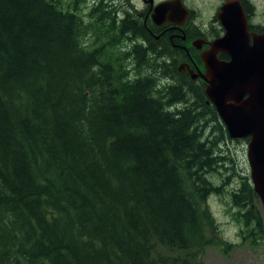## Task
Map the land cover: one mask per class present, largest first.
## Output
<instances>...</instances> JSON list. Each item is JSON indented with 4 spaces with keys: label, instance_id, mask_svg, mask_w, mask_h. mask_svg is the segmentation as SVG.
<instances>
[{
    "label": "trees",
    "instance_id": "obj_1",
    "mask_svg": "<svg viewBox=\"0 0 264 264\" xmlns=\"http://www.w3.org/2000/svg\"><path fill=\"white\" fill-rule=\"evenodd\" d=\"M139 35L106 0H0V264H204L230 246L207 203L226 128L156 40L127 47ZM230 196L242 238L264 239L247 175Z\"/></svg>",
    "mask_w": 264,
    "mask_h": 264
},
{
    "label": "water",
    "instance_id": "obj_2",
    "mask_svg": "<svg viewBox=\"0 0 264 264\" xmlns=\"http://www.w3.org/2000/svg\"><path fill=\"white\" fill-rule=\"evenodd\" d=\"M188 15L181 0H166L153 6L151 18L157 25L164 21L180 25ZM247 17L240 0H226L216 13L223 33L203 49L195 42L204 71L189 72L205 82L208 102L229 138L248 140L250 180L264 213V32H249ZM183 65L187 64L178 68Z\"/></svg>",
    "mask_w": 264,
    "mask_h": 264
},
{
    "label": "rangeland",
    "instance_id": "obj_3",
    "mask_svg": "<svg viewBox=\"0 0 264 264\" xmlns=\"http://www.w3.org/2000/svg\"><path fill=\"white\" fill-rule=\"evenodd\" d=\"M121 1L125 2L126 0ZM184 1L187 5L196 9L198 14L196 22L205 25L208 34H212L211 37L214 38L215 30L211 29V26L213 24L214 27L216 21L214 22L213 18L219 5L224 0ZM249 1L253 4L252 11L254 12L250 18L251 23H264V0ZM217 150H220L219 154L226 157L224 161L231 158L230 162H226V165L231 164V166H225L210 174L211 180L219 191L210 195L207 203L218 224L219 231L216 238L220 237L231 244L229 247L227 246L226 250H224L226 248L225 244L208 246L202 252L201 260L204 264H264V239L260 237L261 239H257L258 242L252 245L249 239L244 240L242 238V230H244L245 225L237 215L240 209L233 205L230 196L233 190L238 189L243 175H247L250 179V168L246 157L247 139H225ZM251 207L252 210L262 216V226L264 227V213L259 198L258 200L255 199L253 203L251 202Z\"/></svg>",
    "mask_w": 264,
    "mask_h": 264
},
{
    "label": "flooded vegetation",
    "instance_id": "obj_4",
    "mask_svg": "<svg viewBox=\"0 0 264 264\" xmlns=\"http://www.w3.org/2000/svg\"><path fill=\"white\" fill-rule=\"evenodd\" d=\"M89 1L93 2V0H89ZM106 1L111 6H115L119 15L124 14V17L130 15V17L133 16L134 18L140 20L142 23V28L146 31L147 35H149V40L146 39V37L140 35L139 37L141 39L134 38L133 40L131 39L128 40L126 42L127 47L131 46L132 44H135L136 42H138L139 44L142 45V47H144L146 46V44H148L150 38L154 39L156 40L157 46L159 47V51H160L159 54L161 55V53L163 52L167 55L163 57V59L165 60L170 59V61H172L173 63L178 62V65L181 62H182L181 64L184 63L187 64L181 66L180 68H177V71L183 74L185 77L189 76V78L192 80L202 81L200 77H197L195 79L192 78L189 71L196 70L197 68L203 71V65L200 64L201 63L200 52L201 49L206 48L208 46V42L210 40L222 34V27L218 19L216 18V13L218 12L220 6L226 0L221 2L213 18L214 22L216 21L215 26L213 27V24L211 26V29L215 30L214 38L211 37L212 34L211 35L208 34L205 25L196 22V16H198V14L196 13V9L190 5H187L184 0L183 1L189 10V15L187 19H185L184 22L181 23L180 25L170 21H164L160 25H157L152 21L151 14H152L153 6H155L158 2L163 0H126L125 2L121 0H106ZM240 2L243 5V8L247 12V14L249 13L248 18L249 16L251 17L252 14H250L249 12V4H250L249 0H240ZM177 21H179V19ZM249 24H250L248 29L249 32L261 33L264 31V28L261 26V24L257 22H255V24L251 23L250 18H249ZM159 39L162 40L163 41L162 43L164 44L160 43L158 41ZM195 42L200 43L201 49H198L196 46L195 47L193 46V44L195 45ZM187 45H189L190 47L192 46V50L197 52V54L193 52L192 53L188 52L186 58L182 56H179L177 58L170 57L172 49H174L175 51L179 48L184 49L186 48ZM145 54L147 55V52Z\"/></svg>",
    "mask_w": 264,
    "mask_h": 264
}]
</instances>
